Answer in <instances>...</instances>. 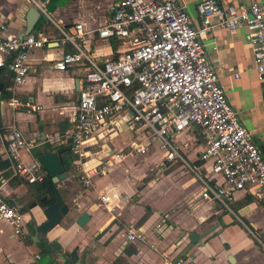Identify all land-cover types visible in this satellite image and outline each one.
I'll list each match as a JSON object with an SVG mask.
<instances>
[{"label": "crops", "instance_id": "obj_1", "mask_svg": "<svg viewBox=\"0 0 264 264\" xmlns=\"http://www.w3.org/2000/svg\"><path fill=\"white\" fill-rule=\"evenodd\" d=\"M36 1L44 3L49 18L40 14L34 27L41 23L29 33H44L49 43L29 52L28 78L23 83L12 86L9 72L0 68V93H9L6 98L0 94V193L22 215L18 233L0 219V264H67L60 260V252L71 250L79 264H161L162 253L185 258L188 264H264V202L244 190L237 191L227 207L200 196V183L191 172L209 175V163L199 159L202 140L194 127L172 138L183 162L166 160L155 143L145 156L125 157L86 187L68 174L78 167L73 161L67 177L55 186L69 211L43 237L32 239L45 219L38 203L42 195L34 183L13 175L5 142L13 127L29 146L22 149L26 159L20 154L25 162L49 146L67 149L62 155H71L70 132L86 67L82 63L64 70L52 67L63 52L74 49L69 42L61 43L57 27L75 34L74 25L80 23L85 33L76 40L77 46L95 60L117 56L127 47L96 33L109 17L110 0ZM179 1L190 25L198 27L199 0ZM249 1L233 4L247 6ZM256 1L264 14V0ZM24 5L31 4L0 0V23L5 24L0 37L21 36ZM244 32L242 26L232 30L213 26L202 42L227 103L260 151L264 150V83L256 78ZM141 136V127L129 121L127 112L106 119L91 139L92 153L83 159V168L96 165L111 151L127 149ZM147 175L151 178L143 182ZM103 193L110 197L106 207L98 199ZM83 211L89 219L80 227L75 219ZM128 229L142 230L145 238L127 240ZM190 232L200 235L197 242L188 239Z\"/></svg>", "mask_w": 264, "mask_h": 264}, {"label": "built area", "instance_id": "obj_2", "mask_svg": "<svg viewBox=\"0 0 264 264\" xmlns=\"http://www.w3.org/2000/svg\"><path fill=\"white\" fill-rule=\"evenodd\" d=\"M26 1L49 18L44 3ZM195 9L199 21L196 28L190 25L179 0H110L109 17L95 29L96 33L99 38H113L127 47L105 60H95L77 46L78 38L85 33L80 23L74 25L75 34L57 27L61 43L69 42L74 49L63 52L52 67L64 70L75 63L86 67L70 132L69 152L78 167L68 173L83 186H89L94 176L104 175L125 157L147 154L155 143L166 160L183 162L172 138L194 127L202 140L199 159L209 163V175L192 170L201 186L200 196L227 207L234 194L244 190L264 202V158L227 103L202 42L213 26L226 30L244 27L256 78L264 83L263 8L256 0H250L247 6L234 5L233 0H199ZM4 28L0 23V31ZM49 41L41 32L0 37V68L7 69L12 86L27 80L29 52ZM121 112H127L129 121L141 127V138L127 149L111 151L96 165L83 168L82 161L91 155V139L100 125ZM21 149L29 146L12 127L5 151L13 175L28 183L41 182L42 167L36 159L23 161ZM98 199L105 207L110 202L107 193ZM21 216L20 210L0 193V219L15 233L19 232ZM125 237L129 241L143 240L145 235L140 229H128ZM161 264L188 262L162 253Z\"/></svg>", "mask_w": 264, "mask_h": 264}, {"label": "water", "instance_id": "obj_3", "mask_svg": "<svg viewBox=\"0 0 264 264\" xmlns=\"http://www.w3.org/2000/svg\"><path fill=\"white\" fill-rule=\"evenodd\" d=\"M23 9L25 26L21 36L28 34L31 28L34 27L36 20L40 17L39 11L32 5H24ZM66 150L67 149L53 150L52 147L49 146L35 155V159L38 161L42 169L49 175L51 181L56 187L58 186L59 181L67 177V171L64 167L62 155ZM260 152L264 158V150L262 148H260ZM38 203L43 205L42 213L45 219L37 225V232L32 236L33 240H38L43 237L46 231L53 225L57 224L69 211L68 205L64 202L63 198L57 191H55L53 197L49 194H43L39 197ZM34 204L35 203L33 202L30 206ZM88 219L89 215L83 211L78 217H76L75 223L81 227ZM199 238L200 235L194 232H190L188 235V239L192 242H197ZM60 260L67 264H79L75 250L60 252ZM230 261H233L232 258Z\"/></svg>", "mask_w": 264, "mask_h": 264}, {"label": "trees", "instance_id": "obj_4", "mask_svg": "<svg viewBox=\"0 0 264 264\" xmlns=\"http://www.w3.org/2000/svg\"><path fill=\"white\" fill-rule=\"evenodd\" d=\"M41 23V20L36 24L34 29ZM1 98H6L8 97V92L6 91H1ZM38 152H35V155ZM63 160H64V167L65 170L67 171L68 168L71 167V164L74 160V158L71 155H63ZM151 178V175H147L143 178V182H147ZM35 189L38 191L40 195H43L45 193L50 194L52 197L54 196V193L56 191L55 184L51 181L49 175L44 172V177L43 180L39 183H34Z\"/></svg>", "mask_w": 264, "mask_h": 264}, {"label": "rangeland", "instance_id": "obj_5", "mask_svg": "<svg viewBox=\"0 0 264 264\" xmlns=\"http://www.w3.org/2000/svg\"><path fill=\"white\" fill-rule=\"evenodd\" d=\"M20 154L23 155V158L26 159V156L24 157V153H23V150L21 149L20 150ZM143 155H140V157H142ZM145 156V155H144ZM191 174L193 175V173L191 172ZM194 176V175H193Z\"/></svg>", "mask_w": 264, "mask_h": 264}]
</instances>
